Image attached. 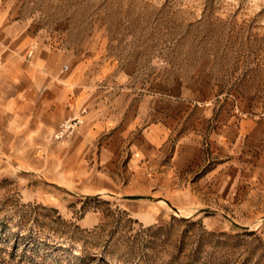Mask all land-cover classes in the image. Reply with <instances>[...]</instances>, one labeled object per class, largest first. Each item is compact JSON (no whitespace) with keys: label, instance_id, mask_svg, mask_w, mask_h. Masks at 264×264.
Listing matches in <instances>:
<instances>
[{"label":"rangeland","instance_id":"obj_1","mask_svg":"<svg viewBox=\"0 0 264 264\" xmlns=\"http://www.w3.org/2000/svg\"><path fill=\"white\" fill-rule=\"evenodd\" d=\"M1 1L60 49L127 70L144 88L216 97L223 117L262 124L245 139L249 168L236 187L198 183L223 164L206 144L203 163L175 170L171 185L146 179L150 170L126 181L135 185L95 184L86 164L53 185L0 154V264H264V0Z\"/></svg>","mask_w":264,"mask_h":264},{"label":"crops","instance_id":"obj_2","mask_svg":"<svg viewBox=\"0 0 264 264\" xmlns=\"http://www.w3.org/2000/svg\"><path fill=\"white\" fill-rule=\"evenodd\" d=\"M57 41L9 17L0 0V154H18L15 165L38 171L53 185L76 180L85 164L99 171L95 184L135 185L126 181L150 170L155 176L146 179L163 184V178L171 185L175 170L189 173L203 163L206 144L223 164H215L198 183L236 187L243 181L241 170L249 168L251 157L243 144L259 132L261 121L223 117L216 97L190 88H144L133 73L78 57ZM82 109L81 129L54 139L60 123ZM170 192L156 200L159 208L171 200Z\"/></svg>","mask_w":264,"mask_h":264},{"label":"built area","instance_id":"obj_3","mask_svg":"<svg viewBox=\"0 0 264 264\" xmlns=\"http://www.w3.org/2000/svg\"><path fill=\"white\" fill-rule=\"evenodd\" d=\"M1 65L2 60L0 59V67ZM68 68V65H64L65 70H68ZM84 114L85 109H82L78 114L65 118L54 132V139L60 141L76 134L85 122Z\"/></svg>","mask_w":264,"mask_h":264}]
</instances>
